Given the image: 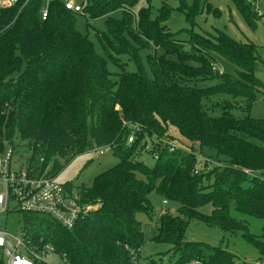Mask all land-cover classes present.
I'll return each mask as SVG.
<instances>
[{"label":"trees","instance_id":"trees-1","mask_svg":"<svg viewBox=\"0 0 264 264\" xmlns=\"http://www.w3.org/2000/svg\"><path fill=\"white\" fill-rule=\"evenodd\" d=\"M26 1L0 8V152L6 143L15 148L18 140L31 148L30 161L38 163L43 150L42 167L54 160L51 175L96 146H111L120 161L97 175L91 186L67 183L82 205L98 206L75 228L48 215L20 213L23 229L44 235L70 264H135L147 242L138 216L154 217L150 195L156 192L179 204L176 215L160 216L152 238L173 245L174 264H188L193 256L201 264L236 263L227 249L187 241L192 219L241 233L259 250L263 262L264 223L255 234L247 219L232 214L235 210L264 219V178L256 175L264 174V118L252 116L257 96L264 91L258 44L219 28L214 35L197 31L196 17L208 10L211 0H182L180 9L189 27L176 32L163 25L171 17L168 6L155 18L148 8L137 17L127 12L121 18L109 16L107 29L95 32L102 55L89 35L77 29V13L65 1L51 0L46 20L41 17L44 0ZM125 1L86 0L83 11L95 19ZM231 2L256 29L253 3ZM181 35L186 38L181 40ZM153 46L163 53L151 51ZM111 50L130 56L137 71L123 68L113 74ZM140 51H148L144 59ZM217 58L234 64L236 73L220 72ZM206 81L219 82L201 84ZM222 93L245 101L226 100L214 116L203 101ZM132 129L138 130V137L128 144ZM145 133L155 134L166 145L154 166L136 158L145 146ZM174 139L179 147L170 151L167 142ZM196 144L214 150L227 165L196 171ZM208 204L212 212L203 213L200 209Z\"/></svg>","mask_w":264,"mask_h":264},{"label":"rangeland","instance_id":"rangeland-1","mask_svg":"<svg viewBox=\"0 0 264 264\" xmlns=\"http://www.w3.org/2000/svg\"><path fill=\"white\" fill-rule=\"evenodd\" d=\"M51 0H44L43 7L49 6ZM71 1L76 4H83L86 0H62ZM189 4L193 0H187ZM208 10L203 14L196 17L197 25L195 29L203 34L214 35L216 34V28L227 31L231 36L241 41H254L259 46V54L264 60V0H254L253 8L257 13V28L253 29L244 19L240 13L237 6L231 2V0H211ZM183 5L182 0H138L134 4L128 0L125 4L118 9L111 12V14L106 16H101L99 18H90L88 14L83 12L77 13L76 25L77 29L83 34H88L90 39L93 41L97 52L105 55L95 32L97 30H106V20L109 16L115 18H121L123 12L131 13L132 16L138 15V12L142 8H148L151 10L152 17L155 18L159 14V9L163 6H168L171 9V17L163 23L166 25L168 30L176 32L182 28H188L189 24L186 21L184 13L181 11L180 7ZM181 40H184L186 36H179ZM185 49H189L186 43H183ZM151 51L157 52L158 54L163 53V49L153 46ZM148 51H140L141 57L144 59L145 54ZM113 56V63L109 62V68L113 74H119L123 68L128 71H137V66L135 62L128 55L118 54L111 50L110 53ZM126 65H123V64ZM216 68L220 72H226L228 74L236 73V66L231 62L224 59L217 58ZM25 66H23L24 69ZM264 79V72H262ZM118 76L116 79L118 80ZM115 79V78H114ZM219 81H206L201 84L210 86L218 83ZM229 100L232 103H244V99L232 98L230 95L222 93L216 94L209 98L204 99V104L208 108L209 112L217 116L220 114L219 106ZM118 113H121V118L123 119V113L120 106L116 107ZM252 116L256 118H264V91L257 96L256 102L252 108ZM123 121V120H122ZM126 124V121L124 120ZM131 128L133 123L128 124ZM134 128V127H133ZM138 130L132 129L130 136L128 137L127 143L130 144L136 140L138 137ZM174 138H178V132L176 130H171ZM133 137L131 142L129 139ZM169 142L179 147L177 140H170ZM16 157H20L21 163H27L32 159V151L29 146L22 145L21 142L16 140ZM143 143L145 146L141 151L136 153V158L142 160L149 166H154L156 163V158L159 155L160 150L166 146L165 142L160 138H157L155 134L145 133ZM101 147L96 146L92 150H87L85 153L77 156L73 161L65 164L62 171L57 174V179L61 183H72L74 186L78 187L81 185L91 186L94 178L100 173L106 171L107 169L113 167L120 161V156L116 154L113 148L108 149L104 154L100 153ZM195 154L197 156L196 170L205 171L207 168H214L217 166L227 165L226 159L224 157L218 156L214 150L208 149L206 147H201L196 144ZM43 150H40L41 155L37 158L40 159L38 163L44 162ZM54 165V160L49 164L50 170ZM257 176L264 178V174L261 175L256 173ZM144 178V177H143ZM150 199L155 207V215L150 219L145 214H140L138 218L142 220L145 231L147 242L142 249V258L139 261H135V264H148L149 262H155L156 264H174L176 261V256L173 255V245L169 243H159L152 238L158 233V222L160 216L164 213H169L171 215H176L179 204L173 201H168L164 199L161 195L156 192L151 193ZM167 201V202H166ZM213 206L208 204L202 207L200 210L203 213L209 214L212 212ZM232 214L238 218L247 219L250 223L251 230L255 234H260V229L264 223V219L250 217L243 215L233 210ZM4 216V215H3ZM85 217V216H84ZM83 217V218H84ZM5 221L4 217L2 222ZM185 239L187 241L198 242L199 244L210 245V246H220L228 251L232 252L236 258L235 264L248 263V264H264V261L260 260L259 250L241 236V233H233L230 231H225L218 226H210L198 219H192L186 231ZM200 246V245H199ZM196 256H193L192 262L188 264H201L197 261ZM59 261L58 257H52ZM68 264L69 261H68Z\"/></svg>","mask_w":264,"mask_h":264},{"label":"built area","instance_id":"built-area-1","mask_svg":"<svg viewBox=\"0 0 264 264\" xmlns=\"http://www.w3.org/2000/svg\"><path fill=\"white\" fill-rule=\"evenodd\" d=\"M19 1L0 0V8L12 7ZM250 1L254 3V0ZM65 5L76 13L84 10V4L65 1ZM48 13V6L42 7L43 20L47 19ZM129 140L134 139L130 137ZM167 143L170 151L176 149L175 144ZM110 148L101 147L100 153L104 154ZM16 153L9 143L0 152V259L4 264H68L67 255L57 251L44 235L23 229L20 213L48 215L71 230L98 206L82 205L74 190L61 183L57 175H51L49 166L42 167L43 162L21 163ZM3 217L5 221L2 222ZM54 256L59 261L52 258Z\"/></svg>","mask_w":264,"mask_h":264}]
</instances>
